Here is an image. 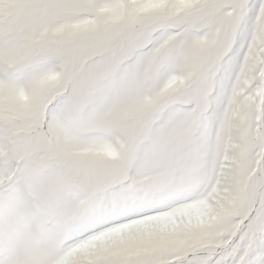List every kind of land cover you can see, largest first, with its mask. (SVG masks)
Here are the masks:
<instances>
[{
    "label": "snow or ice",
    "instance_id": "obj_1",
    "mask_svg": "<svg viewBox=\"0 0 264 264\" xmlns=\"http://www.w3.org/2000/svg\"><path fill=\"white\" fill-rule=\"evenodd\" d=\"M0 264H264V0H0Z\"/></svg>",
    "mask_w": 264,
    "mask_h": 264
},
{
    "label": "rangeland",
    "instance_id": "obj_2",
    "mask_svg": "<svg viewBox=\"0 0 264 264\" xmlns=\"http://www.w3.org/2000/svg\"><path fill=\"white\" fill-rule=\"evenodd\" d=\"M8 205H9L10 207H13V208H14L15 205H16V199L13 198L12 200H10V201L8 202ZM27 222H28V218H27V217L22 218L21 221H20V223L16 226V231H23L24 228H25L26 225H27Z\"/></svg>",
    "mask_w": 264,
    "mask_h": 264
}]
</instances>
